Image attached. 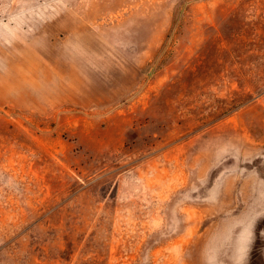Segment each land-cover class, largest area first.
Segmentation results:
<instances>
[{
    "label": "rangeland",
    "instance_id": "1",
    "mask_svg": "<svg viewBox=\"0 0 264 264\" xmlns=\"http://www.w3.org/2000/svg\"><path fill=\"white\" fill-rule=\"evenodd\" d=\"M0 264H264V0H0Z\"/></svg>",
    "mask_w": 264,
    "mask_h": 264
}]
</instances>
